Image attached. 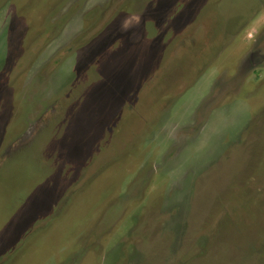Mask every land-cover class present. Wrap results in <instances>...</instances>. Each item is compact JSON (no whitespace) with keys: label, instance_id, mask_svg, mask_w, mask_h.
<instances>
[{"label":"rangeland","instance_id":"374dc122","mask_svg":"<svg viewBox=\"0 0 264 264\" xmlns=\"http://www.w3.org/2000/svg\"><path fill=\"white\" fill-rule=\"evenodd\" d=\"M0 264H264V0H0Z\"/></svg>","mask_w":264,"mask_h":264}]
</instances>
